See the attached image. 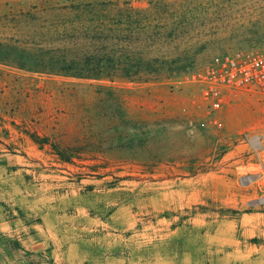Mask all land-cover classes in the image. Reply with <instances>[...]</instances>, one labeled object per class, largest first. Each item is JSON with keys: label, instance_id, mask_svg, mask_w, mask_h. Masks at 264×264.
Masks as SVG:
<instances>
[{"label": "rangeland", "instance_id": "1", "mask_svg": "<svg viewBox=\"0 0 264 264\" xmlns=\"http://www.w3.org/2000/svg\"><path fill=\"white\" fill-rule=\"evenodd\" d=\"M128 30L195 58L141 80L0 62V264H263L239 220L264 212V94L209 114L193 74L264 37V0H0L18 53Z\"/></svg>", "mask_w": 264, "mask_h": 264}, {"label": "trees", "instance_id": "2", "mask_svg": "<svg viewBox=\"0 0 264 264\" xmlns=\"http://www.w3.org/2000/svg\"><path fill=\"white\" fill-rule=\"evenodd\" d=\"M126 11L131 24L133 10ZM128 31L126 36L119 33L70 36L51 47L40 45L35 50L23 49L20 53L13 47L0 45V62L21 69L80 78L141 80L180 73L195 58L189 51L152 56L147 45L149 36H133L132 30Z\"/></svg>", "mask_w": 264, "mask_h": 264}, {"label": "built area", "instance_id": "3", "mask_svg": "<svg viewBox=\"0 0 264 264\" xmlns=\"http://www.w3.org/2000/svg\"><path fill=\"white\" fill-rule=\"evenodd\" d=\"M193 78L201 86L209 114L219 112L228 96L239 91L264 94V37L247 49L218 55Z\"/></svg>", "mask_w": 264, "mask_h": 264}, {"label": "crops", "instance_id": "4", "mask_svg": "<svg viewBox=\"0 0 264 264\" xmlns=\"http://www.w3.org/2000/svg\"><path fill=\"white\" fill-rule=\"evenodd\" d=\"M239 221L242 234L247 238H259V243H255V246L257 250L264 253V212L244 213ZM261 256L258 261L264 264V255Z\"/></svg>", "mask_w": 264, "mask_h": 264}, {"label": "water", "instance_id": "5", "mask_svg": "<svg viewBox=\"0 0 264 264\" xmlns=\"http://www.w3.org/2000/svg\"><path fill=\"white\" fill-rule=\"evenodd\" d=\"M247 178L253 179V178H255V176H248ZM263 202H264V197H261V198L252 199L248 203L250 205H254L255 206V205L261 204Z\"/></svg>", "mask_w": 264, "mask_h": 264}]
</instances>
